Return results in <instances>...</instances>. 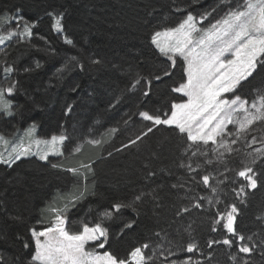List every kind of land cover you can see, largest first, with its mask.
Segmentation results:
<instances>
[{"label": "trees", "instance_id": "16d2710c", "mask_svg": "<svg viewBox=\"0 0 264 264\" xmlns=\"http://www.w3.org/2000/svg\"><path fill=\"white\" fill-rule=\"evenodd\" d=\"M237 3L243 0H0V18H5L0 30L14 17L35 25L28 39H14L0 48V87H13L11 93H4L12 114L0 112V135L18 139L26 126L35 125L40 138L68 137L61 146L63 155L45 161L28 156L11 166L0 163V257L4 264H29L33 244L23 247V239L30 240L28 230L47 227L51 210L63 209L77 186L86 187L87 195L65 212L66 230L78 233L84 224L102 222L109 238L101 251L126 258L134 247L148 243L145 254L156 253L148 264H170L187 257L200 264H234L229 259L232 254L249 264H264V245H260L264 240V156L251 165L259 178L257 188L245 187L239 196L233 191L247 184L234 172L252 159L247 154L253 145L261 147L260 143L246 146V141L253 136L264 138V124L252 126L232 145L237 151L225 153L220 163L211 143L188 149L191 142L174 127H153L139 115L146 111L167 117L171 105L182 101L173 91L184 80L182 65L172 66L159 53L151 43L152 33L175 27L189 11L198 16L216 9L205 21L211 23L224 15L226 5L235 7ZM49 13L63 14V31L53 29ZM65 37L73 43L67 44ZM6 67L13 71L5 73ZM166 71L167 76L163 75ZM137 80L140 83L133 87ZM258 89H264V68L233 94L250 104ZM149 127L153 128L150 133ZM227 131L235 132L230 126ZM142 132L147 135L129 144ZM88 140L102 143L92 145ZM76 147L81 150L75 152ZM197 148L207 154L193 156ZM205 160L213 163L203 164ZM189 163L193 168L198 163L203 167L189 173L180 166ZM82 164L93 168L87 180L66 171ZM208 173L215 177L210 181L213 187L223 181L216 194L198 182ZM216 195L220 203H216ZM200 197L205 199L200 201ZM207 197L213 198L212 203ZM197 202L202 203L200 208L193 206ZM114 203L132 207L113 210L112 218L102 221L101 214ZM233 203L238 207L237 231L257 244L250 254L223 244L208 248L209 240L229 235L222 223L216 225V232L211 228L217 213ZM183 208L188 211L182 212ZM129 223L132 227L125 228ZM190 242L198 250H182ZM168 251L174 255L168 256Z\"/></svg>", "mask_w": 264, "mask_h": 264}, {"label": "snow or ice", "instance_id": "6c2138e0", "mask_svg": "<svg viewBox=\"0 0 264 264\" xmlns=\"http://www.w3.org/2000/svg\"><path fill=\"white\" fill-rule=\"evenodd\" d=\"M227 11L224 15L217 19L214 23L209 24L207 28L198 26L203 24L209 17L213 15L216 9L206 11L198 16L193 15L191 11L180 20L175 27L164 28L163 30L155 31L151 35V43L158 49L159 53L169 61L172 66L176 64V57H182L185 62L184 73L186 80L179 84L178 87L173 88L174 92L183 93L188 97L184 103H173L171 105L170 115L167 118H161L160 115H151L146 111H142L139 115L147 121H151L153 127L157 125L174 126L178 133L186 135L187 141L191 143L188 149L193 148L198 142H203L207 145L209 141L216 144L217 147L212 149L216 153V160L220 163L224 162L225 153H233L237 151L232 147L239 139H242L246 133L251 130V127L257 123L264 124V89H258L253 101L249 104L247 99H242L238 95H234L232 99L224 98L225 93H235L243 82L249 80L260 69L264 68V0H243V3H237L235 7L226 5ZM177 12H182L183 9L176 8ZM53 16L54 23L53 29L57 32L63 31L61 19L63 14L59 16L54 13H49ZM5 18H0L3 21ZM35 25L28 23L24 24L23 32L18 33L23 39L25 35L31 36V29ZM17 35L15 32H9L7 36H0V44H3L5 39ZM67 44H72V40L65 37ZM75 59V58H73ZM5 73L13 71L11 67L4 69ZM169 73L166 71L163 75L167 76ZM160 80V76L155 77ZM140 81L137 80L133 87H136ZM5 91L11 93L13 87L7 89H0V112L5 115H11V105L4 101ZM145 96L149 95L146 91ZM71 106H69L70 108ZM243 112V118L236 120L233 118L234 114ZM227 124H236L234 133H227L228 136H233L231 140L223 138L225 134V127ZM35 125H32L27 130V136L30 143L25 147L23 142L14 146L12 153L14 159H11L10 153L9 160H3L4 163H13L19 160L22 156L31 154V144L37 145V155L41 160H47L50 154L63 155V151L59 147L63 142L68 139L64 134L52 135L47 140H32V133L35 130ZM152 127L147 129L151 132ZM115 132L116 129H111ZM147 135L142 132L136 136L135 140H130L129 144H135L136 141L141 139V136ZM217 137H221L217 141ZM4 138L0 136V141ZM87 143L92 145H100V140H88ZM260 143V148H254L247 155L252 157L249 163L245 164L240 170L234 172L235 177L242 178L247 182L246 185L241 184L239 189H233L237 195L245 192V187L248 189H255L258 185V176L256 171L251 166L261 156H264V138L257 139L253 136L251 141H246V146L249 144ZM43 145L47 151L41 154L40 146ZM123 147H128L124 145ZM188 149H185L187 151ZM222 149L223 151H220ZM80 147L74 149L79 152ZM118 151V150H117ZM206 155V152H200L197 148L192 153L193 156L197 154ZM111 155V153H109ZM3 158L0 157V160ZM212 160H205L203 164L211 165ZM181 167H187L189 173H196L197 169L203 167L202 164H197L193 168L189 163L188 165L181 164ZM53 168H58L60 165L52 164ZM81 169H84L82 172ZM73 176L83 177L88 179V175L93 172L90 164H82L79 168L66 169ZM225 171H232L225 169ZM151 175V173H149ZM223 175V174H219ZM192 180H196L193 175ZM215 177L211 173L205 174L200 177V181L205 187H210L211 192L216 194L218 192V185L223 181H217V187H213L210 181ZM228 179V177H225ZM175 187V185H174ZM78 193V194H77ZM87 195V188L80 189L77 186L76 192L67 198L65 207L63 209L53 208L51 211L55 213L54 219L51 221L50 227H44L42 230L37 231L35 227L30 228V240L23 239V247L28 249L34 243V251L31 255L29 264H148L153 261L156 253L153 252L152 256L145 254V249L150 247V244L145 243L141 246L134 247L126 258H121L111 252H104L101 256L95 250L87 251L85 245L88 242H96L98 248H104L105 243L108 241L109 233L101 223H96L93 226L88 224L83 225L82 231L78 233H70L66 230L65 223L66 217L62 214L68 211L69 206L74 207L76 203L84 199ZM140 200V196L135 198ZM205 197H200L199 200L203 201ZM209 203H212L213 198L207 197ZM216 203H220L218 195L215 196ZM200 208L202 203L197 202L193 205ZM125 207H132L131 204L114 203L111 205V210L105 211L101 214V220L111 219L113 210L119 212L120 209ZM182 212H187V208L181 209ZM238 207L235 203L227 206L226 211L218 212L217 219L212 221L211 231H217V224L223 225V229L229 234L223 240H209L208 248L211 249L213 245L223 244L228 247L236 246L239 253L250 254L252 253L257 244L250 243L251 236H244L239 233L235 227L237 219ZM179 215V212L177 213ZM125 228H131L132 224H126ZM159 235V233H157ZM235 237V239H232ZM103 241V242H101ZM260 245H264V240L260 241ZM157 247H161L157 245ZM187 252L191 253L198 250V245L195 242L187 244ZM163 255V252L160 253ZM174 253L168 251V256ZM211 255V253H209ZM229 259L234 264H249L248 260L239 258L232 254ZM0 264H4V258L0 257ZM170 264H200L199 261H193L191 257H187L183 261L173 260Z\"/></svg>", "mask_w": 264, "mask_h": 264}, {"label": "rangeland", "instance_id": "374dc122", "mask_svg": "<svg viewBox=\"0 0 264 264\" xmlns=\"http://www.w3.org/2000/svg\"><path fill=\"white\" fill-rule=\"evenodd\" d=\"M220 19V18H219ZM217 20V19H216ZM216 20L214 21H211V23H214ZM13 22V24L11 23ZM211 23H205L203 22V24L201 25H198V26H201V27H204V28H207L209 26V24ZM24 24L25 22L24 21H21L19 18H13L12 20H9L7 24H5L4 28H2L0 30V36H7L9 32H15L17 33V35H13L11 38L9 39H5L4 43L3 44H0V48L4 47L9 41H12L14 39H21L20 35L18 33L20 32H23V29H24ZM29 24V23H28ZM29 36L25 35L23 37L22 40H26L28 39ZM156 48V47H155ZM158 50V49H157ZM167 58V57H166ZM176 63L179 62L181 65H182V70H183V74H184V80L183 82L186 80V75L184 73V67H185V62L183 60L182 57H179L177 56L176 58ZM168 60V59H167ZM171 63V61H170ZM172 64V63H171ZM1 89V87H0ZM182 97V101L178 102L177 104L179 103H184L187 101L188 97L186 95H184L183 93H179ZM224 95V98L226 99H232L234 94L233 93H225L223 94ZM4 98V97H3ZM6 101L9 103L8 99L5 98ZM5 101V100H4ZM10 104V103H9ZM170 110H171V107H170ZM170 115V113L168 114ZM243 115L244 113L241 111L237 114H234L233 118L236 119V120H239V119H242L243 118ZM141 117V116H140ZM142 118V117H141ZM162 119L163 118H167V117H161ZM144 120V119H143ZM147 121V120H145ZM151 122V121H149ZM152 123V122H151ZM32 125H28L26 126V128H24V130L22 131L21 135L18 137V139H12L11 138V135L10 136H3V135H0L4 138L3 141H0V157H2L3 159L0 160V163H4L3 160H9L10 159V153H12V149L14 146H17L19 145L21 142H23L24 146L25 147H28L29 146V143H30V140H29V137L27 136V130L31 127ZM168 126V125H166ZM232 127L233 130H236V127L237 125L236 124H227L226 127H225V134H222L223 135V138L224 139H229L230 136L227 135V128L228 127ZM171 127H174V126H171ZM52 136V135H51ZM51 136L47 137V138H40L36 135V127H35V130L34 132L32 133V137L31 139L32 140H36V139H40V140H47V139H50ZM186 136V135H185ZM221 139V137H217V141H219ZM198 143H203V142H198ZM208 143H211L213 145L214 148L217 147L216 144H213L211 141H209ZM62 145H60L59 147L61 148ZM253 147L255 148H260L258 146H254ZM40 150H41V154L43 151H47L48 149L45 148L43 145L40 146ZM37 145L32 143L31 144V154L27 155V156H22L21 158H24V157H28V156H34L35 158L41 160L39 158V155H37ZM220 151H223L222 149H220ZM14 153H12V157L11 159H14ZM50 156H59V155H53V154H50ZM17 161V160H15ZM42 161H45V160H42ZM6 164V163H4ZM64 216H65V212L62 213ZM54 216H55V213L52 212V215H51V221L54 219ZM51 221L49 222V225L47 227H50L51 226ZM66 224H67V218H66V223H65V227H66ZM91 227V226H90ZM83 227L80 229V231H82ZM42 230V229H40ZM39 231V230H37ZM79 231V232H80ZM103 242V241H101ZM96 242H88L86 245H85V249L87 251H92V250H95L96 253L100 254L101 256L103 255L104 251H101V248H98L95 244ZM95 244V245H93ZM33 251H34V243H33Z\"/></svg>", "mask_w": 264, "mask_h": 264}]
</instances>
